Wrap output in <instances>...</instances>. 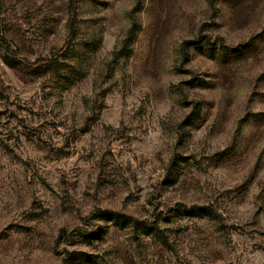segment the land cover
Instances as JSON below:
<instances>
[{"label": "rangeland", "instance_id": "1", "mask_svg": "<svg viewBox=\"0 0 264 264\" xmlns=\"http://www.w3.org/2000/svg\"><path fill=\"white\" fill-rule=\"evenodd\" d=\"M0 264H264V0H0Z\"/></svg>", "mask_w": 264, "mask_h": 264}, {"label": "trees", "instance_id": "2", "mask_svg": "<svg viewBox=\"0 0 264 264\" xmlns=\"http://www.w3.org/2000/svg\"><path fill=\"white\" fill-rule=\"evenodd\" d=\"M185 43H191V42H184V43H182V46H183ZM198 208H199V207H198ZM190 209H193V207L190 208ZM200 209H205V208H200ZM125 219L128 220V222H130V223H135V222H136V221L133 220L131 217H126ZM105 233H106V232H105Z\"/></svg>", "mask_w": 264, "mask_h": 264}]
</instances>
